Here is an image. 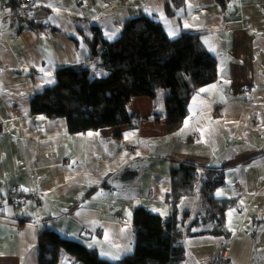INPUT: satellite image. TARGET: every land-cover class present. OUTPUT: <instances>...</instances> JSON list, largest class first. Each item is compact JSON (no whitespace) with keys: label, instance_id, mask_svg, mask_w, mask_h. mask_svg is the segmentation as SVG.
Returning a JSON list of instances; mask_svg holds the SVG:
<instances>
[{"label":"crops","instance_id":"obj_1","mask_svg":"<svg viewBox=\"0 0 264 264\" xmlns=\"http://www.w3.org/2000/svg\"><path fill=\"white\" fill-rule=\"evenodd\" d=\"M174 2L181 5L169 16ZM140 14L161 22L171 39L199 34L217 59V79L193 96L177 131L160 115L161 99L147 97L128 105L142 115L136 128L71 133L66 120L32 113L33 97L55 83L58 69L87 62L93 26L116 37ZM5 18L0 0V197H37L21 208L8 199L0 206V264H39L37 240L48 228L109 260L133 254L134 210L168 216L171 168L187 160L223 167L227 185L218 194L240 196L241 209L227 214L228 236L188 238L185 264H264V226L254 225L264 218V0H36L31 26L18 30ZM133 163L141 166L133 183H109ZM193 197L180 203L182 215H195Z\"/></svg>","mask_w":264,"mask_h":264},{"label":"trees","instance_id":"obj_2","mask_svg":"<svg viewBox=\"0 0 264 264\" xmlns=\"http://www.w3.org/2000/svg\"><path fill=\"white\" fill-rule=\"evenodd\" d=\"M22 1L2 0L3 9H18ZM179 5L167 3V14L174 16ZM31 24L32 20L26 26ZM92 29V37L86 34L85 38L91 50L87 62L58 69L55 83L31 101L33 114L64 119L71 133L120 125L136 128L142 115L130 111L128 105L132 99L142 97L161 99L160 115L166 118L171 132L177 131L191 114L193 96L217 79V59L197 33L185 32L171 39L161 22L145 14L125 21L116 37L105 35L99 26ZM92 61L105 73L96 74ZM170 178L166 195L171 208L168 216L144 206L134 210L133 254L111 261L81 241L48 228L38 236V263L60 264L61 254L66 251L75 264H185L188 238L231 233L227 214L241 209V204L238 195L218 194L227 185L223 167L178 161L171 168ZM193 196L199 197L202 209L193 216L188 212L182 215L180 203ZM254 225L264 226V218L257 217Z\"/></svg>","mask_w":264,"mask_h":264},{"label":"built area","instance_id":"obj_3","mask_svg":"<svg viewBox=\"0 0 264 264\" xmlns=\"http://www.w3.org/2000/svg\"><path fill=\"white\" fill-rule=\"evenodd\" d=\"M35 6L36 0H23L20 8L17 9L13 7L10 11L6 12L4 25H12L18 30L22 29L30 20H32V13ZM31 197L36 198L37 196L36 194L28 192L15 191L6 197H0V206L5 199H8L15 203L16 208H21L25 205L26 200Z\"/></svg>","mask_w":264,"mask_h":264},{"label":"water","instance_id":"obj_4","mask_svg":"<svg viewBox=\"0 0 264 264\" xmlns=\"http://www.w3.org/2000/svg\"><path fill=\"white\" fill-rule=\"evenodd\" d=\"M140 170L141 166L133 163L125 167L119 173L113 175L110 178L109 183L119 188L125 186L126 183H133L139 176Z\"/></svg>","mask_w":264,"mask_h":264},{"label":"rangeland","instance_id":"obj_5","mask_svg":"<svg viewBox=\"0 0 264 264\" xmlns=\"http://www.w3.org/2000/svg\"><path fill=\"white\" fill-rule=\"evenodd\" d=\"M119 11H120V9H118ZM121 15L120 14H118L117 16H115L116 18H119ZM105 23L107 24V30H109V31H112L113 32V30H114V27L116 28L117 27V23H115L114 24V20H112V19H107L106 21H105ZM84 51L83 52H85V51H87V50H89V51H87L86 52V54H88V55H91V53H90V49H83ZM87 57V56H86ZM90 65H92V66H97V64H96V61H92V63L90 64ZM103 74L105 73V71H104V69H103V71H101ZM188 198H195V197H188ZM186 199V198H185ZM200 204V206L198 207V209L196 210V212H195V214L197 213V212H199L201 209H202V207H201V203H199ZM185 207H186V205H185ZM180 209H181V211L182 212H184V209L182 210V205H181V207H180ZM111 261H114V260H111ZM116 261H119V260H116ZM72 262H75L74 261V259H73V257L69 254V253H67L66 251H63L62 252V254H61V258H60V264H72Z\"/></svg>","mask_w":264,"mask_h":264},{"label":"bare ground","instance_id":"obj_6","mask_svg":"<svg viewBox=\"0 0 264 264\" xmlns=\"http://www.w3.org/2000/svg\"><path fill=\"white\" fill-rule=\"evenodd\" d=\"M213 264H227L226 262H221V261H216V262H213Z\"/></svg>","mask_w":264,"mask_h":264}]
</instances>
